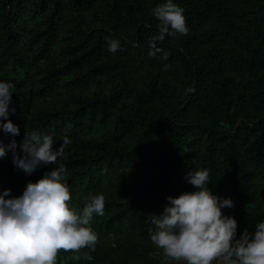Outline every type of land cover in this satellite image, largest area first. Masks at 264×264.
Here are the masks:
<instances>
[{"label":"trees","instance_id":"16d2710c","mask_svg":"<svg viewBox=\"0 0 264 264\" xmlns=\"http://www.w3.org/2000/svg\"><path fill=\"white\" fill-rule=\"evenodd\" d=\"M165 2L0 0V82L14 85L9 119L20 129L0 140L15 139L21 156L26 132L51 135L54 148L71 140L30 176L9 150L0 195L20 197L63 166L74 210L90 194L106 198L91 222L93 258L61 251L57 264H180L149 234L168 197L198 190L191 171L207 169L212 194L233 201L221 211L238 222L237 239L264 222V0H173L189 33L166 36L151 57L152 9Z\"/></svg>","mask_w":264,"mask_h":264},{"label":"clouds","instance_id":"9594fccd","mask_svg":"<svg viewBox=\"0 0 264 264\" xmlns=\"http://www.w3.org/2000/svg\"><path fill=\"white\" fill-rule=\"evenodd\" d=\"M152 14L160 22L157 34L148 40V54L155 57L162 52L158 42L166 36H186L189 28L183 8L173 0L159 4ZM108 43L110 52L120 49L119 40ZM167 58L164 52L163 59ZM13 88L9 82H0V130L15 137L20 129L9 119ZM15 111L11 109L12 113ZM70 143L65 136L60 147L54 148L51 135L26 132L20 145L23 156L16 154L15 139L7 146L0 140V158L11 150L14 167L30 176L42 166L54 165ZM65 172L63 166L54 168L38 182H30L20 197L6 199L11 190L0 195V264H57L61 251L74 253L72 258L79 260L83 249L89 250L84 253L85 259L93 258L90 253L95 251L99 236L91 222L94 214L104 215L106 198L103 194H90L82 212H77L70 207L72 193L63 182ZM187 179L198 190L178 198L168 197L169 206L163 214L152 217L156 229L149 234L152 243L169 260L186 264H264V222L256 225L254 233L245 230L237 239L238 222L221 211L223 207H233V201H221L212 194L207 187L209 171H191Z\"/></svg>","mask_w":264,"mask_h":264},{"label":"rangeland","instance_id":"374dc122","mask_svg":"<svg viewBox=\"0 0 264 264\" xmlns=\"http://www.w3.org/2000/svg\"><path fill=\"white\" fill-rule=\"evenodd\" d=\"M163 256L165 257V255L163 254ZM180 262V264H186V262H184V261H179ZM214 264H219V262H214Z\"/></svg>","mask_w":264,"mask_h":264}]
</instances>
